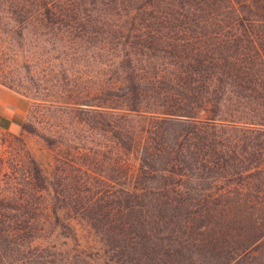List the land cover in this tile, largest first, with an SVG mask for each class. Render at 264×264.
Returning a JSON list of instances; mask_svg holds the SVG:
<instances>
[{"label":"trees","instance_id":"obj_1","mask_svg":"<svg viewBox=\"0 0 264 264\" xmlns=\"http://www.w3.org/2000/svg\"><path fill=\"white\" fill-rule=\"evenodd\" d=\"M36 13L118 60L113 88L72 104L137 167L120 158L118 181L59 198L36 166V235L23 198L0 196L3 264L62 263L7 248L58 224L50 197L100 236L104 264H264V0H51Z\"/></svg>","mask_w":264,"mask_h":264},{"label":"rangeland","instance_id":"obj_2","mask_svg":"<svg viewBox=\"0 0 264 264\" xmlns=\"http://www.w3.org/2000/svg\"><path fill=\"white\" fill-rule=\"evenodd\" d=\"M44 1L51 0H0V84L29 103L16 130L0 128V196L23 198L19 210L32 217L27 232L34 235L36 166L53 186L51 196L58 193L59 198L78 195L85 187L91 192L104 189L105 177L118 181L120 158L137 167L135 157L122 155L109 134L80 122L85 113L72 104L78 96H101L105 87L113 88L120 75L118 60L73 40L64 28L60 32L57 26L43 25L36 4ZM52 197L48 202L59 209L58 224L41 221L37 239L8 241L7 248L29 245L32 250L25 249L26 255L36 257L38 247L47 260L56 257L59 264L78 254L98 264L110 261L112 252L100 236L65 202Z\"/></svg>","mask_w":264,"mask_h":264},{"label":"crops","instance_id":"obj_3","mask_svg":"<svg viewBox=\"0 0 264 264\" xmlns=\"http://www.w3.org/2000/svg\"><path fill=\"white\" fill-rule=\"evenodd\" d=\"M29 107L28 101L19 93L0 84V128L16 130Z\"/></svg>","mask_w":264,"mask_h":264}]
</instances>
